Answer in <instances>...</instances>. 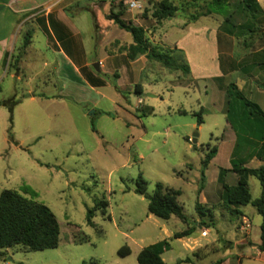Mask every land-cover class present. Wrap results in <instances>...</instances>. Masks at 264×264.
Masks as SVG:
<instances>
[{
	"label": "rangeland",
	"instance_id": "374dc122",
	"mask_svg": "<svg viewBox=\"0 0 264 264\" xmlns=\"http://www.w3.org/2000/svg\"><path fill=\"white\" fill-rule=\"evenodd\" d=\"M114 1L118 4L111 10L121 11L126 23L141 25L152 45L183 48L185 60L194 72L186 76L148 60L141 72L140 83L145 90L142 96L130 85L123 66L122 75L118 71L108 77L109 86L99 94L85 87L84 104L76 98L32 101L25 97L27 81L18 80L19 50L12 52L5 72L0 74V104L12 103V99L18 103L12 112L0 106V195L5 190L17 191L47 206L59 222L61 240L59 247L51 250L8 249L0 257V264H138L137 252L142 246L195 225L192 219L197 216L201 162L213 148L218 153L209 172L207 190L214 197L217 189L222 193L218 171L230 165L236 140L226 120L230 85L235 84L248 100L264 110L262 8L249 13L241 0H199L195 4L169 0L179 11L174 18L158 22L152 14L163 0H136L141 9L134 10L125 0ZM106 2L79 0L70 9L91 10L97 5L104 13V7L109 6ZM86 19H72L71 26L90 43L92 34ZM99 22L102 44L116 38L126 42L132 39L130 33L114 24L108 28L104 18ZM32 26L36 25L31 23ZM44 43L45 34L38 32V53ZM96 51L104 54L103 49ZM49 57L48 52L41 54L43 59ZM35 65V71L43 70L41 61ZM45 80L37 73L32 86L57 95L60 91ZM93 101L98 105L92 110ZM143 110L150 115L139 119ZM85 114L94 116L97 132ZM197 115L202 116L201 126ZM140 174L148 182L147 196L153 195L158 183L181 191L179 202L188 224L177 217L164 221L149 214L148 199L134 191ZM231 174L234 175L226 177L228 184L233 180ZM249 186L253 200L260 198V182L252 177ZM103 199L109 203L107 214L97 211L94 227L90 226L88 211ZM205 221L215 222L213 233L219 231L220 242L194 264H214L222 261L225 254L228 264H264V252L259 253L263 219L252 205L241 207L239 215L216 209L215 220ZM244 221L251 225L248 236V231L238 229ZM83 236L88 241L83 242ZM168 241L172 249L167 260L187 257L184 242ZM243 242L249 245L243 246ZM126 246L131 253L123 257L119 251Z\"/></svg>",
	"mask_w": 264,
	"mask_h": 264
},
{
	"label": "trees",
	"instance_id": "16d2710c",
	"mask_svg": "<svg viewBox=\"0 0 264 264\" xmlns=\"http://www.w3.org/2000/svg\"><path fill=\"white\" fill-rule=\"evenodd\" d=\"M199 0H187L189 4H195ZM245 11L254 13L262 11L257 0H241ZM122 8V4H119ZM179 8L169 0H163L156 5L152 16L158 22L174 18ZM108 19L115 23L121 30L130 33L133 43L129 47H123L127 57L134 61L140 56H146L148 60L161 64L164 68L171 71H181L184 75L191 74V68L185 60L183 50L176 48H164L154 46L146 36L142 27H137L132 23H126L122 19V13H115L111 10ZM254 32V31H253ZM32 35L29 32L24 37L21 54L31 43ZM184 58V60H183ZM136 87V92L140 91ZM229 98L226 120L235 131V146L231 155L230 169H222L219 177V184L222 187L221 202L223 207L231 215H239L240 208L252 205L257 213L262 216L261 237L259 250L264 252V111L262 108L248 100L235 84H231L228 92ZM3 102L0 106L8 107L10 112L14 110L18 102ZM150 115L143 110L139 119ZM198 124H203L201 115H197ZM94 118H92V129L94 128ZM218 153L217 148H213L205 155L202 160L201 179L198 187L200 194L206 184V171L210 163ZM257 159L262 165L257 168H249L247 165ZM228 173L237 176V183L234 186L226 182ZM256 178L262 188L260 198L253 200L249 186V179ZM148 182L140 174L136 180L135 193L146 197L149 201L148 212L158 219L168 221L172 217H177L183 223L188 224V217L184 213V208L179 202L181 191L165 187L163 184H156V189L152 196H147ZM109 203L105 199L98 200L93 209L88 211L87 220L90 226L94 227L93 219L95 213L100 211L103 216L107 214ZM196 212L200 219L198 226L202 228H214L213 211L207 209L197 202ZM189 227L187 230L177 233L172 239L189 238L195 231L196 226ZM61 240V230L59 222L54 213L44 204H39L27 199L17 191L5 190L0 195V257L4 252L14 247H22L28 251H45L59 247ZM82 241H88L87 236H83ZM170 248L168 240L144 248L137 257L138 264H167L162 259L165 250ZM129 247H123L119 254L121 256L130 255ZM188 260V259H187ZM184 261V262H187ZM217 261L214 264H222ZM88 264V263H84Z\"/></svg>",
	"mask_w": 264,
	"mask_h": 264
},
{
	"label": "crops",
	"instance_id": "0c3cea01",
	"mask_svg": "<svg viewBox=\"0 0 264 264\" xmlns=\"http://www.w3.org/2000/svg\"><path fill=\"white\" fill-rule=\"evenodd\" d=\"M78 1L79 0H28L14 4L12 3V0H0V74L5 72L4 69L6 67V63L12 56V52L19 50L20 78L18 80H26V84L29 86V90L25 97L28 96L32 101L37 98L45 100L76 98L80 104H84L86 100L83 101L82 96L84 95L85 87L96 94H99V90L109 86L106 79L108 80V77L116 75L115 73H118V71V74L122 73L121 67L125 66L126 69L124 72L129 76L130 85H133L135 89L136 87H139V95L142 96L145 90L143 85L140 83V78L142 77L141 72L144 71V68H146L148 64L147 57L140 56L134 61L127 57V53L124 51L123 47H129L133 43V38L129 42L116 38L112 42L102 44L101 37H99L101 33V23L99 22V18L102 17L106 20L108 28L109 25L113 26V24L114 26H117L115 23L108 20L106 16L109 15L111 9H114L115 5L117 6L118 1L101 0L103 3L106 1V3H108L109 1V6L107 5L104 7V13L97 5H95L94 9L91 10L77 9V11L71 12L70 8H72L74 4L78 3ZM257 1L264 10V0ZM42 6H44V9L47 11L42 12ZM86 16H88L89 19H86ZM71 18L73 20H79L81 18L86 19V24L92 34V37H90V43H87L88 41L86 42V40L82 38L81 31H78L77 28L71 26L73 25ZM31 23H34L36 26H32L31 28ZM135 26L141 27L139 24ZM29 32L32 35L31 43L21 54L24 37ZM38 32H43L45 34V43L42 49H39V53L35 47V35ZM24 33L25 35L23 36ZM109 48H112V50ZM177 48L183 50L185 53V50L179 45ZM96 49H103L104 54L99 55ZM43 51L45 54L46 52L50 53V57L44 59L41 58ZM38 61H41L43 67V70L40 72L35 71V64L38 63ZM97 63L99 64L98 71L94 68V65ZM190 68L191 73L193 74V67L190 66ZM37 73L44 75L46 77L45 82L47 81L46 84L53 85L55 89L60 92L57 95H49L45 93L46 91L44 88L32 86L34 75H37ZM11 76L14 79L16 77L14 74ZM119 87H121V85H119ZM92 103V110L96 109L98 103L94 101ZM91 113L93 114L94 111H91ZM85 116L90 118L92 122V118H94V116L90 117L86 114ZM215 159L216 158L212 160L208 170L206 171V179H208V182H206L204 190L198 196V202L207 209L213 211L214 220L216 209H222L228 212L222 205V193L220 189H217L215 197L207 190V184H209V172L211 167L214 165ZM261 165L262 163L260 161L254 159L247 166L249 168L257 169ZM230 167L231 165L220 168L217 176L218 183L221 170L230 169ZM227 176H229V173ZM232 176L233 180L229 185L234 186L237 183V178L236 175ZM192 221L199 223L200 219L198 215L194 217ZM241 226L242 225H240V227ZM240 227H238L239 231L244 232L240 229ZM214 229H216V224L214 228L209 229L196 226L191 237L177 239L179 242H184L183 245H185V251L188 252L186 258L181 257L175 260L173 257H168L167 260L165 257L169 252H171L172 247H170L168 250L164 251L162 259L167 264H170L169 261H173L175 264H184L186 263L184 261L188 258L190 260L187 262L188 264L196 263L198 260L205 257L206 254L212 250L213 246L217 247L216 244L220 242V233L219 231H216L217 233L214 235ZM185 230H182L181 232ZM247 231L244 233H247ZM177 233H174L169 238L172 239ZM248 235L249 231L247 233V236ZM169 238L165 240H168ZM162 241L154 242L151 245ZM243 243H245L243 246L249 245V242ZM151 245L142 246L137 252V257L144 248ZM202 251L206 253L204 255H200V252ZM259 253L262 252L259 250ZM227 256L228 254H225L222 259V264H228L229 260ZM229 264H231V262H229Z\"/></svg>",
	"mask_w": 264,
	"mask_h": 264
},
{
	"label": "built area",
	"instance_id": "2783aa9c",
	"mask_svg": "<svg viewBox=\"0 0 264 264\" xmlns=\"http://www.w3.org/2000/svg\"><path fill=\"white\" fill-rule=\"evenodd\" d=\"M28 0H12V3L16 4L19 2H25ZM125 4L132 10L134 9H141V6L139 5V3L136 0H125ZM40 8V7H39ZM42 12L47 11L46 9H44V6H42ZM250 228V224L248 223V221H244L242 226L240 227V229L244 232L247 231V229Z\"/></svg>",
	"mask_w": 264,
	"mask_h": 264
},
{
	"label": "water",
	"instance_id": "95a60500",
	"mask_svg": "<svg viewBox=\"0 0 264 264\" xmlns=\"http://www.w3.org/2000/svg\"><path fill=\"white\" fill-rule=\"evenodd\" d=\"M94 68L98 71V69H99V64H98V63L95 64V65H94ZM194 137L196 138V137H198V135H195ZM193 143L196 144V143H197V140L194 139V142H193Z\"/></svg>",
	"mask_w": 264,
	"mask_h": 264
}]
</instances>
